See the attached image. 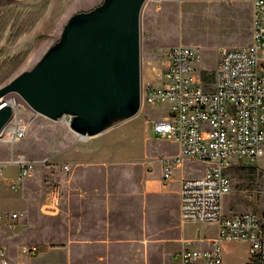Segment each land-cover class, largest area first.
Returning a JSON list of instances; mask_svg holds the SVG:
<instances>
[{"label": "rangeland", "instance_id": "374dc122", "mask_svg": "<svg viewBox=\"0 0 264 264\" xmlns=\"http://www.w3.org/2000/svg\"><path fill=\"white\" fill-rule=\"evenodd\" d=\"M102 2L103 0H0V88L20 73L31 70L36 65L47 50L59 41L63 28L72 15L92 10ZM251 14L252 7L247 0L208 2L203 0H147L140 15L142 88L146 84L158 87L162 83L166 62L164 49L177 44H186L199 48L202 60L198 67L204 72L202 76L200 75V79L204 87L211 91L214 85V70L222 51L250 44ZM12 96L7 98H12ZM163 109L161 105L152 108L145 105L141 107L136 116L116 122V125L114 124L116 128L132 122L120 127L116 132L131 135L136 131L140 134L146 120L145 117L156 118L160 116ZM14 116L30 122L29 132L22 142L31 144L28 157L33 161L40 162L43 157H53L50 165L53 166L52 168H59L58 158L69 156L72 147L82 145L76 133L69 127L70 116L68 115L55 121L33 112L22 104L16 108ZM140 118H142L140 121L133 122ZM93 138L94 136L91 137ZM139 140L142 142L143 139L139 136L135 144L139 145ZM39 142L41 147L38 146ZM0 143L3 141L0 140ZM176 148L177 146L168 140L152 135L148 146L147 155L149 157L146 161L164 157V154ZM118 159L131 160L126 155ZM231 159L234 163L238 161L235 155L231 156ZM152 162L154 164L152 167L156 169L157 162L155 160ZM45 167L39 165L35 174L29 179L50 180V175L55 171L52 168L49 169L50 166ZM206 167V163L186 162L183 170H177L176 175L178 179L182 178V175L198 177L204 173ZM240 167L234 166L228 172L233 190L232 193L224 196L223 210L225 213L252 212L264 219V159H259L255 164L244 168ZM23 188L18 191L12 190V192L18 193ZM0 192H11L2 178H0ZM253 192L257 194L252 196ZM31 204V215L35 223L39 213L53 216L59 210L55 204L39 209L37 193L31 197ZM6 210L14 209L7 207ZM16 210L22 214L21 220L18 221L21 223L26 210H22V207ZM152 220L154 230L162 232V236L170 235L176 238L184 236L186 239L193 240V246L198 249L208 246L206 238L214 236L217 229V225L211 223L182 224L171 208L159 207L156 218ZM5 226L2 227L6 232L11 234L20 232L17 224L13 227ZM31 234V237L35 239L34 242L38 243L36 230ZM182 244L183 247L185 241ZM171 245L169 244L170 247H168L170 250L174 248V245ZM53 247H55L53 244L50 247L40 245L38 260L35 259L37 254L30 259L33 261L30 263L69 264ZM248 250V245L245 243H225L223 264H241L248 258ZM93 263L145 264V262H114V260L113 262ZM157 264L173 263L157 262Z\"/></svg>", "mask_w": 264, "mask_h": 264}, {"label": "built area", "instance_id": "2783aa9c", "mask_svg": "<svg viewBox=\"0 0 264 264\" xmlns=\"http://www.w3.org/2000/svg\"><path fill=\"white\" fill-rule=\"evenodd\" d=\"M247 1L252 7L251 42L222 51L211 91L200 79L199 48L186 44L164 49L162 83L158 87L146 84L142 88V107L161 105L168 110L165 119L153 120L154 132L160 139L179 147L178 154L158 159L163 181L171 179L185 162L207 165L202 175L181 180L180 217L183 223L217 225V236L210 240L207 249L195 248L193 240L185 241L172 258L174 264H223L225 243L248 245V259L241 264H264V219L252 212L225 213L223 210V198L233 190L229 170L264 159V0ZM18 100L10 105L14 112L19 105H24ZM29 128L28 120L13 116L1 131L0 140L10 144L20 142L26 138ZM90 138L77 135L83 142ZM233 155L237 163L232 161ZM51 160L47 157L36 162L17 155L8 163L19 167L18 175L9 181L10 189L16 191L23 187L39 165L49 166ZM63 170L68 173L70 166L63 165ZM20 216L18 212L0 209V223L6 217L10 227ZM20 252L32 258L39 253V246L25 245ZM0 262L9 264L7 253L1 247Z\"/></svg>", "mask_w": 264, "mask_h": 264}, {"label": "crops", "instance_id": "0c3cea01", "mask_svg": "<svg viewBox=\"0 0 264 264\" xmlns=\"http://www.w3.org/2000/svg\"><path fill=\"white\" fill-rule=\"evenodd\" d=\"M163 107L160 116L145 117L140 134L136 131L131 135L116 132L120 127L132 123L127 122L86 142L81 141L82 145L72 147L69 156L58 158L59 168L47 166L55 171L50 175V180L28 178L18 193L12 192L9 181L18 175L19 167L8 163L19 154L32 160L28 157L31 144L23 140L15 144L0 143V178L11 191L0 192V209L20 214L16 210L18 207L26 210L21 223L18 221L22 214L16 221L20 232L11 234L3 229L2 226L7 225L6 217L0 223V247L5 249L9 264H32L31 258L23 257L20 252L23 246L29 244L49 247L53 244V248L69 264L113 260L145 264L174 262L172 258L182 248V242L190 239L184 236H162V232L154 230L152 218H156L157 209L162 207L171 208L181 221L180 183L183 178L193 176L182 175L178 179L176 171L183 170L185 162L171 179L164 182L158 160L161 157L154 159L157 162L156 169L152 167L154 160L146 161L151 137L156 135L153 120L168 116L167 108ZM138 135L143 139L142 142L139 140V145L135 144ZM171 143L177 148L164 154V157L178 154V145ZM38 146L41 147L40 142ZM125 155L131 160L118 159ZM63 165L70 166L68 173L63 170ZM35 193L38 195L39 209L51 204L59 208L53 216L39 213L36 223L31 215V197ZM7 207L14 210H6ZM34 230L38 243L31 237ZM216 236L217 229L214 236L206 238L208 246L204 249L209 248L210 240ZM169 244L174 245L172 250L168 248Z\"/></svg>", "mask_w": 264, "mask_h": 264}, {"label": "water", "instance_id": "95a60500", "mask_svg": "<svg viewBox=\"0 0 264 264\" xmlns=\"http://www.w3.org/2000/svg\"><path fill=\"white\" fill-rule=\"evenodd\" d=\"M147 0H103L68 20L59 41L36 65L0 88L52 120L70 116V129L93 137L142 107L140 15ZM0 104V133L14 116Z\"/></svg>", "mask_w": 264, "mask_h": 264}, {"label": "bare ground", "instance_id": "6f19581e", "mask_svg": "<svg viewBox=\"0 0 264 264\" xmlns=\"http://www.w3.org/2000/svg\"><path fill=\"white\" fill-rule=\"evenodd\" d=\"M7 97H9V95L8 96H5V97H3V98H1L0 99V104H7V105H12L13 103H14V100H15V102H18L19 100L18 99H20L18 96H16V95H13L12 96V98H7ZM21 106V105H20ZM64 118V117H63ZM62 118V119H63ZM82 139H84V140H86L87 138L86 137H82Z\"/></svg>", "mask_w": 264, "mask_h": 264}, {"label": "trees", "instance_id": "16d2710c", "mask_svg": "<svg viewBox=\"0 0 264 264\" xmlns=\"http://www.w3.org/2000/svg\"><path fill=\"white\" fill-rule=\"evenodd\" d=\"M202 73H204V72L202 71ZM202 73H201V74H202ZM203 75H204V74H203ZM201 76H202V75H201ZM201 78H202V77H201ZM240 168H241V167H240ZM242 168H244V167H242Z\"/></svg>", "mask_w": 264, "mask_h": 264}]
</instances>
